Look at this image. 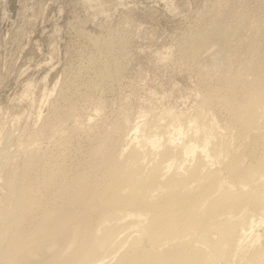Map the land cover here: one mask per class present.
<instances>
[{"label":"rangeland","instance_id":"374dc122","mask_svg":"<svg viewBox=\"0 0 264 264\" xmlns=\"http://www.w3.org/2000/svg\"><path fill=\"white\" fill-rule=\"evenodd\" d=\"M254 77L264 82V0H0V197L10 173L39 179L60 161L85 190L100 186L139 120L193 115L209 84ZM229 97L207 106L220 127H233ZM233 131L253 162L263 138Z\"/></svg>","mask_w":264,"mask_h":264},{"label":"bare ground","instance_id":"6f19581e","mask_svg":"<svg viewBox=\"0 0 264 264\" xmlns=\"http://www.w3.org/2000/svg\"><path fill=\"white\" fill-rule=\"evenodd\" d=\"M254 80L209 84L193 115L168 113L146 128L139 120L100 186L85 190L61 161L39 179L10 173L0 264H264V146L244 161L229 133L253 129L264 140V82ZM228 94L232 128L207 107ZM77 205L86 209L72 212Z\"/></svg>","mask_w":264,"mask_h":264}]
</instances>
